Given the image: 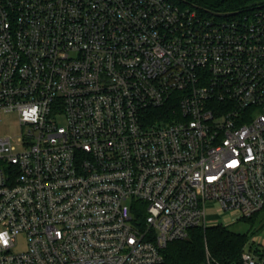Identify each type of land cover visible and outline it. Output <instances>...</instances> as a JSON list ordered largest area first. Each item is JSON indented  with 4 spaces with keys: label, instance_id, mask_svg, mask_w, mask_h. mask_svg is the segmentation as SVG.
<instances>
[{
    "label": "built area",
    "instance_id": "obj_1",
    "mask_svg": "<svg viewBox=\"0 0 264 264\" xmlns=\"http://www.w3.org/2000/svg\"><path fill=\"white\" fill-rule=\"evenodd\" d=\"M14 113L0 264H165L218 225L208 202L264 213V5L0 0V115ZM242 261L264 264L259 239Z\"/></svg>",
    "mask_w": 264,
    "mask_h": 264
},
{
    "label": "trees",
    "instance_id": "obj_2",
    "mask_svg": "<svg viewBox=\"0 0 264 264\" xmlns=\"http://www.w3.org/2000/svg\"><path fill=\"white\" fill-rule=\"evenodd\" d=\"M209 15L235 14L247 8L264 5V0H174ZM252 219V218H250ZM248 236L233 232L223 225L195 228L189 238L172 242L164 252L165 264H201L207 255L217 264H243L242 253Z\"/></svg>",
    "mask_w": 264,
    "mask_h": 264
},
{
    "label": "rangeland",
    "instance_id": "obj_3",
    "mask_svg": "<svg viewBox=\"0 0 264 264\" xmlns=\"http://www.w3.org/2000/svg\"><path fill=\"white\" fill-rule=\"evenodd\" d=\"M60 124L64 125L65 121L63 119L60 120ZM22 131L17 114L0 115V138L6 136L16 138L22 134ZM128 203L130 204V201ZM207 221L209 223L217 222L218 225H223L233 232L247 235L248 247L253 246L257 239L264 245V213H260L252 219L237 220L233 218L232 214L222 211L216 202L211 201L207 203ZM27 248V238L20 236L14 252L22 253Z\"/></svg>",
    "mask_w": 264,
    "mask_h": 264
},
{
    "label": "clouds",
    "instance_id": "obj_4",
    "mask_svg": "<svg viewBox=\"0 0 264 264\" xmlns=\"http://www.w3.org/2000/svg\"><path fill=\"white\" fill-rule=\"evenodd\" d=\"M7 237L6 234H0V243L7 244Z\"/></svg>",
    "mask_w": 264,
    "mask_h": 264
},
{
    "label": "water",
    "instance_id": "obj_5",
    "mask_svg": "<svg viewBox=\"0 0 264 264\" xmlns=\"http://www.w3.org/2000/svg\"><path fill=\"white\" fill-rule=\"evenodd\" d=\"M215 16H220V17H227V16H233L234 14H217V13H213Z\"/></svg>",
    "mask_w": 264,
    "mask_h": 264
}]
</instances>
